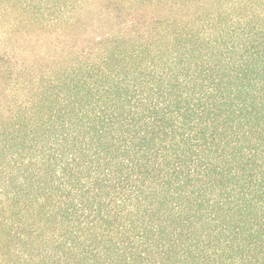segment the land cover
Wrapping results in <instances>:
<instances>
[{
	"label": "trees",
	"instance_id": "obj_1",
	"mask_svg": "<svg viewBox=\"0 0 264 264\" xmlns=\"http://www.w3.org/2000/svg\"><path fill=\"white\" fill-rule=\"evenodd\" d=\"M0 264H264V0H0Z\"/></svg>",
	"mask_w": 264,
	"mask_h": 264
}]
</instances>
